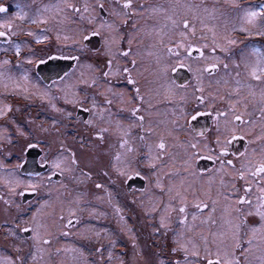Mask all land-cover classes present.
I'll use <instances>...</instances> for the list:
<instances>
[{
  "label": "snow or ice",
  "instance_id": "obj_1",
  "mask_svg": "<svg viewBox=\"0 0 264 264\" xmlns=\"http://www.w3.org/2000/svg\"><path fill=\"white\" fill-rule=\"evenodd\" d=\"M61 60L70 72L37 75ZM12 98L59 117L55 149ZM0 121V264H264V0H0ZM73 121L79 156L59 139ZM33 149L46 174L25 167ZM122 199L147 222L144 247ZM105 205L131 260L90 224Z\"/></svg>",
  "mask_w": 264,
  "mask_h": 264
},
{
  "label": "flooded vegetation",
  "instance_id": "obj_2",
  "mask_svg": "<svg viewBox=\"0 0 264 264\" xmlns=\"http://www.w3.org/2000/svg\"><path fill=\"white\" fill-rule=\"evenodd\" d=\"M8 2H10V0H8ZM249 2H255V0H249ZM126 46V45H125ZM101 49V44L98 38H93L89 43H88V59L90 61H95L97 62V65L99 66L100 64L103 63L104 57L102 55L99 54V50ZM54 64H59L61 67H63L65 70L67 71H71L72 70V65L74 64L73 61L70 60H61V61H56V62H49V68L45 69L44 66H38V70H37V75H39L40 72H47L50 75H54V73L51 72V66ZM115 87L117 89L120 88H125V87H130L126 85V82L123 80L120 81H114L113 82ZM9 103H11L13 105V107L15 108V106L19 105L22 108V115L21 114H17V119L21 122L24 123L25 120L29 117L33 118L35 121V125L39 126V127H33L31 130L33 131L34 135H38L40 137L45 138L49 143H51L53 149H55L58 146V139L56 137V129L52 128L51 125V121L52 119L55 118H59L55 113H53L48 105L42 104L39 100H34L32 102H27V101H23L17 98H12L11 100L7 101ZM61 106H63V102L60 101L58 102ZM70 108V106H67ZM71 110V108H70ZM74 115L76 117L79 118V120H84L87 118V113H83L80 112L78 110H74ZM0 123H3V121H0ZM67 123V122H65ZM199 123L201 125L206 124L207 120L203 117H201L199 119ZM40 128H49L51 129V133H42L40 132ZM60 128V132L61 133H66V135H62L59 137V139H63L65 140L70 146L77 148V154L78 156L80 155L79 153V148H78V143L76 141H74L73 137L77 136L79 132L82 131V127L81 128H77L76 127V122L73 121L71 123V126L65 128L63 125L59 126ZM18 147L12 149L13 154H15L18 151ZM234 149H239V150H243V142H239L233 145ZM40 149H33V150H29L25 153V159L28 162H36V164L39 166L38 161L40 159ZM5 155L7 156V153H5ZM11 163L15 164L18 161L15 158H12ZM200 163H203V167L200 168L201 169H206L207 167H210V162L207 161H200ZM144 171H147L146 169ZM40 174H46V171L43 169H40V171L38 172ZM35 174V173H33ZM54 179H58V178H54ZM147 182L145 180H141L139 178L130 181L129 182V190L136 196H139L141 191L146 187ZM25 200H30L32 199L31 196H26L24 198ZM121 203L124 205V215L127 219L128 225L132 226L133 228L136 229L137 234L139 236V241L143 243V245H147L148 243H150V241L148 240V233H149V229L147 227H145L146 225V221L143 219L142 213L140 212V210L132 204L127 203V201L125 200H121ZM102 210L106 211L108 213L107 218H100V219H92L90 221L91 225H95L97 229H106L108 232L110 233H114V235L112 236V239H115L116 241L118 240V234L120 235V240H122V237H125L127 239H129L127 236L123 235L120 231L119 228L117 226L116 220L115 218L112 216V210L111 208H108L106 205L102 206ZM85 221H88V217L85 216L84 217ZM85 236L89 235V233L87 231H85ZM107 240L103 241V243L107 244ZM76 243L80 246H82L85 249H91L93 247L92 243H89V241L87 239H77ZM115 251H118V248L115 247ZM2 254H10V250L4 249L2 247H0V255Z\"/></svg>",
  "mask_w": 264,
  "mask_h": 264
},
{
  "label": "rangeland",
  "instance_id": "obj_3",
  "mask_svg": "<svg viewBox=\"0 0 264 264\" xmlns=\"http://www.w3.org/2000/svg\"><path fill=\"white\" fill-rule=\"evenodd\" d=\"M198 2V0H197ZM208 2H211V0H208ZM85 234V233H84ZM141 247H144L143 243L140 242ZM116 247L118 248L119 252L125 251L127 249L128 251V259L131 260L132 259V247H131V242L129 239L122 237V240H120V235L118 234V240H117V244Z\"/></svg>",
  "mask_w": 264,
  "mask_h": 264
},
{
  "label": "water",
  "instance_id": "obj_4",
  "mask_svg": "<svg viewBox=\"0 0 264 264\" xmlns=\"http://www.w3.org/2000/svg\"><path fill=\"white\" fill-rule=\"evenodd\" d=\"M201 165V167H203L202 165H203V163H200L199 164V166ZM25 167L27 168V169H29V170H31L33 173H37V172H39L40 171V168H39V166L35 163H33V162H28V161H26V163H25ZM25 174H27V173H25Z\"/></svg>",
  "mask_w": 264,
  "mask_h": 264
}]
</instances>
